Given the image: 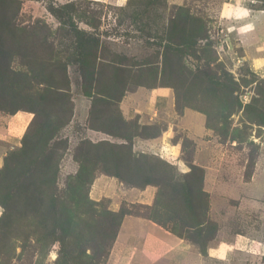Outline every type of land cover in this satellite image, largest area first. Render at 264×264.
<instances>
[{
  "label": "rangeland",
  "instance_id": "1",
  "mask_svg": "<svg viewBox=\"0 0 264 264\" xmlns=\"http://www.w3.org/2000/svg\"><path fill=\"white\" fill-rule=\"evenodd\" d=\"M124 216L264 264V0H0V264H119Z\"/></svg>",
  "mask_w": 264,
  "mask_h": 264
},
{
  "label": "crops",
  "instance_id": "2",
  "mask_svg": "<svg viewBox=\"0 0 264 264\" xmlns=\"http://www.w3.org/2000/svg\"><path fill=\"white\" fill-rule=\"evenodd\" d=\"M117 252L119 264H210L211 257L221 260L225 257L220 248L209 250L206 257H202L181 239L131 216H124L120 221L110 249L111 262Z\"/></svg>",
  "mask_w": 264,
  "mask_h": 264
},
{
  "label": "built area",
  "instance_id": "3",
  "mask_svg": "<svg viewBox=\"0 0 264 264\" xmlns=\"http://www.w3.org/2000/svg\"><path fill=\"white\" fill-rule=\"evenodd\" d=\"M254 251L259 252V251H263V254H261V257H264V244L261 243H256L254 244ZM259 247V248H258ZM259 250V251H258ZM260 254V253H257ZM260 256V255H259Z\"/></svg>",
  "mask_w": 264,
  "mask_h": 264
},
{
  "label": "clouds",
  "instance_id": "4",
  "mask_svg": "<svg viewBox=\"0 0 264 264\" xmlns=\"http://www.w3.org/2000/svg\"><path fill=\"white\" fill-rule=\"evenodd\" d=\"M253 2H255V0H253ZM238 3H239V0H238ZM240 11H241L242 15H244V16H247L249 13V10L246 8H241ZM246 27L248 29H251L252 25H247Z\"/></svg>",
  "mask_w": 264,
  "mask_h": 264
}]
</instances>
